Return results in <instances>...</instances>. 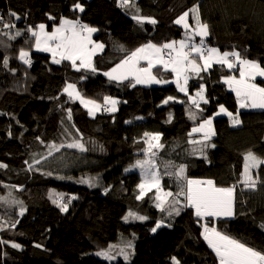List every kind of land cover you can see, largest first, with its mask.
I'll return each instance as SVG.
<instances>
[{
  "label": "trees",
  "instance_id": "trees-1",
  "mask_svg": "<svg viewBox=\"0 0 264 264\" xmlns=\"http://www.w3.org/2000/svg\"><path fill=\"white\" fill-rule=\"evenodd\" d=\"M76 2L82 4L84 12L73 11ZM133 2L141 16L157 23L145 22L141 26L132 19L136 8L131 4L120 7V0H0V17L16 25L12 29L0 25V163L7 165L0 168V196L15 195L22 201L18 208L0 212V240L7 242L0 244V264H109L93 256V252L125 237H136V251L130 254L133 261L126 263L122 259L111 264H172L173 257L180 264H218L203 239L202 226L193 209L183 207L172 225L166 223L153 234L151 229L156 223L166 220L155 206V190L137 200L140 170L125 169L145 158L144 133H159L164 145L157 160L161 174L165 173L161 161L171 160L187 165L190 179H211L219 187L237 188L241 185L242 154L252 150L264 158V111L239 109L235 93L223 83V77L232 72L220 65L202 72L200 77L190 74L188 95L180 92L175 83L132 87L131 78L110 81L104 73L148 42L162 45L184 39V29L174 20L193 6H199L202 22L209 25L207 46L221 51L235 49L264 64V0ZM10 12L17 13L20 19L15 20ZM49 15L55 20H49ZM61 17L79 18L98 29L95 40L105 47L94 57L95 73L76 71L69 61L55 64L51 54L34 51V38L25 29L40 23L51 29L59 25ZM189 23L194 24L191 13ZM17 30L22 35L15 39L4 35L8 32L14 36ZM198 41L196 37L194 42ZM121 45L125 51L119 50ZM21 48L29 52L30 65L20 60ZM153 74L169 81L175 79L161 66L154 68ZM70 83L77 86L83 98L101 106L105 96L116 98L117 110L89 115L80 100L64 92ZM200 84L205 86L209 100L201 103L203 111L188 99L195 96ZM168 97L175 99L164 104ZM220 105L234 115L239 110L241 124L233 126L229 117L215 118L211 144L216 147L208 149L207 160L199 154L192 155L193 145L188 140L200 137H189V133L200 120L213 117ZM190 112L196 114L195 121L189 118ZM76 140L87 150L63 147L47 155L49 145ZM49 172L52 174L47 175ZM257 172L262 182L248 190L245 200L235 194V216L219 220L216 228L264 251V230L260 227L264 224V207H249L255 199L264 200V166ZM162 186L173 193L178 191L176 181L167 175H162ZM47 189L56 195L53 200L65 196L63 201L70 204L66 212L45 194ZM179 199L185 203L182 196ZM21 207L25 209L23 215ZM130 211L147 219L129 218L126 222L124 217ZM13 221H18L15 227L11 226ZM12 243L21 247L13 248Z\"/></svg>",
  "mask_w": 264,
  "mask_h": 264
},
{
  "label": "snow or ice",
  "instance_id": "snow-or-ice-1",
  "mask_svg": "<svg viewBox=\"0 0 264 264\" xmlns=\"http://www.w3.org/2000/svg\"><path fill=\"white\" fill-rule=\"evenodd\" d=\"M130 3L131 0H120L118 6L127 8ZM72 7L73 11L79 10L81 13L85 10L79 2L74 3ZM131 7L136 8V13L132 16V19L136 20L141 26L145 22L153 25L157 23L155 19L141 16L139 14L140 9L135 3H131ZM189 13H191L194 24L189 23ZM9 15L15 18V20L20 19L15 12H10ZM48 19L55 20V17L49 15ZM174 23L184 29V39L179 41L173 40L162 45L148 42L126 54L115 67L105 72L104 75L110 81L116 82H123L131 78L134 81L131 84L132 87H135L136 84L175 83L180 92L188 95L190 74L200 77L202 72H208L214 65H220L230 71L238 69V77L234 75L223 77V83L228 86L231 92L235 93L239 108L264 109V86L256 82L258 77L264 78V64L247 58L235 49L221 51L216 47L207 46L205 41L210 35L209 25L206 22H202L199 6H193L191 9L183 12L182 15L174 20ZM0 25L4 29L16 27L14 22H4L2 17H0ZM25 30L34 38L33 46L35 50L51 53L53 63L60 64L62 61H69L76 71H80L81 69L93 73L97 71L93 57L98 50H103L105 46L103 43L92 39V35L98 31L96 27L82 23L79 18L68 19L61 17L59 25L53 27L50 32L46 30L44 23H40L35 27L29 26ZM4 35H7L9 39H15L22 35V32L17 30L14 36L9 35L8 32H5ZM196 37H199L198 43L194 42ZM25 43H29V41L26 40ZM119 50L125 51L122 45L119 46ZM19 58L23 63L31 64L29 52L23 48L20 50ZM142 61L145 62L146 66H141ZM7 64L8 61L5 59L4 65L7 66ZM157 66L163 67L165 71H170L175 79L169 81L158 78L153 74V69ZM198 89L195 96H188V99L197 110L203 111L201 103L207 104L209 100L205 96V86L200 84L198 85ZM64 92L71 99H79L80 103L88 108L89 115H94L96 111H100L102 108L96 101L83 98L75 84H67ZM174 99L175 97H168L163 103L167 104L169 100ZM118 103V100L105 96L103 110L115 112ZM220 113L227 115L233 126L241 124L239 110L234 115L223 105H220V112L217 115ZM68 118L71 119V113H69ZM189 118L194 121L197 119L196 114L193 112L189 113ZM137 119L141 118L137 117ZM171 119V114H169L168 122H171ZM193 133H200L201 138L188 140V143L193 145L191 154H199L207 160L206 149L216 147L215 144L209 143L212 136L215 135L212 127V118H205L197 127H193L189 133V137H192ZM144 136L146 137L145 144L147 145L144 149L145 158L137 159L134 165L125 169L126 172L132 169L140 170L142 179L137 186L139 189L136 195L137 200H143L154 189L155 206L161 212L167 209L168 215H172L173 213L176 215L180 214L181 208L177 207V205L181 204L179 197L182 196L185 201L183 207L193 209L195 217L199 220H204L205 218H232L235 216V185L231 187H219L211 179H190L186 175L187 165L183 163L176 164L171 160L161 161L165 168V173L161 174L157 163L158 152L164 147L160 142L161 134L145 132ZM63 147L78 149L81 152L87 150L82 143L76 140L67 144L49 145L47 155L52 156L53 151L59 152ZM242 155L243 171L241 172L240 183L245 188L255 189L257 184L262 181L259 172L255 176L253 175V169H260L261 166H264V158L256 155L252 150H248ZM39 162V160H36V163ZM6 167V164L0 163V168ZM51 174L50 172L47 173V175ZM162 175H167L176 181L177 192L173 193L172 191L165 190L162 186ZM58 178L63 179L64 177ZM75 198L72 197L71 199ZM0 200H6V198H0ZM62 201L63 196L61 195L58 199L53 200V203H56L61 211L66 212L68 205ZM12 203L22 205V201L14 200ZM24 211L25 209L21 207L20 215H23ZM129 218L140 221L147 219L146 216H141L131 211L124 217V220L127 222ZM16 223L18 221H13L11 226L15 227ZM161 226L162 222H157L151 231L155 232ZM260 227L264 230V224H261ZM0 230H3L2 224H0ZM202 236L207 246L215 254L218 264H264V251L249 246L228 233L218 230L215 226L210 227L208 224H204ZM2 243L7 242L0 240V244ZM11 246L13 248L21 247L16 243H12ZM36 246L40 247V245ZM115 247L116 245H109L108 250L97 251L95 255L105 260H113L115 257L111 249ZM125 247L130 249L133 245L131 242H128ZM119 255H122L124 260L127 261L130 254L125 251V248H120ZM172 264H180V262L173 257Z\"/></svg>",
  "mask_w": 264,
  "mask_h": 264
},
{
  "label": "rangeland",
  "instance_id": "rangeland-1",
  "mask_svg": "<svg viewBox=\"0 0 264 264\" xmlns=\"http://www.w3.org/2000/svg\"><path fill=\"white\" fill-rule=\"evenodd\" d=\"M131 3H132V0H131ZM130 3V4H131ZM134 3V2H133ZM68 19H71V18H69L68 17ZM58 26V25H57ZM46 30L47 31H51L52 30V27H51V29H48V28H46ZM98 34V31L96 32V33H94L93 35H92V39L94 40V41H96L95 39V36ZM208 38V37H207ZM206 38V39H207ZM97 42H99V41H97ZM99 43H102V42H99ZM209 47H212V46H209ZM34 51L35 52H39V51H36L35 50V48H34ZM102 50H98L97 52H96V54L94 55V57H96L97 55H100L102 52H101ZM47 53H49V52H47ZM49 54H51V53H49ZM51 57H52V55H51ZM93 57V62H94V58ZM53 60V59H52ZM94 65H95V63H94ZM141 66H146L145 65V62H141ZM229 70V69H228ZM110 71V70H109ZM231 75H229V76H232V75H234V76H239V72H238V69H233V70H231ZM257 83H259L261 86H264V78H260V77H258L257 78V81H256ZM72 84V83H71ZM76 88H77V86H76ZM227 89H228V86H227ZM78 90V89H77ZM231 92V91H230ZM232 93H234V92H232ZM67 94V93H66ZM83 97V96H82ZM116 99V98H115ZM75 100H79V99H75ZM225 107V106H224ZM226 108V107H225ZM240 109V108H239ZM249 109H251V108H245V109H243V110H249ZM101 110H103V106H102V108H101ZM240 110H242V109H240ZM251 110H261V111H264V109H251ZM220 112V108H219V110H218V112L217 113H219ZM230 112V111H229ZM217 113L216 114H214L213 115V117H211L212 118V127H213V120L215 119V118H224V117H228L227 115H225V114H223V113H220L219 115H217ZM206 118V117H205ZM204 118V119H205ZM203 120V119H202ZM202 120H200V123L202 122ZM199 125V123H197L196 125H195V127H197ZM240 125V124H239ZM194 135L196 134V135H198L200 138H201V134L200 133H193ZM196 138V137H195ZM213 140H214V136H212V138H211V140L209 141L210 143L211 142H213ZM209 149V148H208ZM208 149H206V154H207V151H208ZM203 158V157H202ZM131 167V166H130ZM258 169H253V175L255 176V173H256V171H257ZM142 179V178H141ZM248 188H245L242 184L241 185H238L237 186V188L235 187V192H234V195L235 194H237V197H238V194H239V197L240 198H243L242 200H245V199H247L248 197H247V194H249V192H248ZM166 191H168V190H166ZM49 198H51L52 200L55 198V196L56 195H54L53 194V191H51V190H49V189H47L46 190V193H45ZM63 197H65L64 195H62ZM237 197H235V205H236V202H237ZM0 198H6V200H0V212L1 211H3V212H8L9 210H12V208L15 206V207H17V205H19V204H13L12 203V201H18V199H17V197L15 196V195H11V196H7V197H2V196H0ZM181 198V197H180ZM171 199V198H170ZM242 200L240 201V202H242ZM181 201V200H180ZM63 203H67L66 201H62ZM247 203V202H246ZM67 205H68V207L70 206V204H68L67 203ZM177 207H180L181 208V211H180V214H181V212L183 211L182 209H183V200L181 201V204L180 205H177ZM250 208H260V207H264V200L263 199H255V200H253L252 202H251V206H249ZM18 208V207H17ZM159 211H160V209H158ZM236 210H237V208L235 207V212H236ZM2 212V213H3ZM161 212V211H160ZM2 213L0 214V218L2 217L1 215H2ZM163 215H164V218L166 219V220H162V222H164V223H162V226L160 227V228H158V229H161V228H163L164 226H166L167 224L166 223H168V225H172L173 224V220H174V218L176 217V216H178V215H176L175 213H173L172 215H168V210L166 209L164 212H161ZM179 214V215H180ZM198 219V218H197ZM228 219H230V218H216V219H213V218H205L204 220H200V222H198L199 224H200V226H202V229H201V231H203V225L204 224H208L210 227L213 225V226H215V227H217V225H216V223H218V221L219 220H228ZM209 222H211L212 223V225H210V223ZM157 231V230H156ZM155 231V232H156ZM155 232H153V234L155 233ZM224 232V231H223ZM156 234V233H155ZM119 240V239H118ZM128 242H131L132 243V245H133V247L132 248H126L125 246H126V244L128 243ZM135 242H136V237L135 238H130V237H128V238H122L121 240H119V241H117L116 242V244H114V243H110V245H116V247L115 248H113V249H111V252H112V254H113V256L115 257V259H113V260H105L104 258H102V257H98L97 255H95V253L97 252V251H94L93 252V256H95V257H97V258H99V259H102V260H104V261H106V262H108L109 264H111V263H113V262H117V261H119V260H124V258H123V256L122 255H119V251H120V248H125V251L126 252H128L129 254H131V252H133V250H134V253H135V251H136V245H135ZM109 246V245H108ZM101 250V249H100ZM99 250V251H100ZM103 250H108V247L106 248V249H103ZM133 258H134V256L132 257V256H130L129 255V259L127 260V261H125L126 263H131L132 261H133Z\"/></svg>",
  "mask_w": 264,
  "mask_h": 264
}]
</instances>
